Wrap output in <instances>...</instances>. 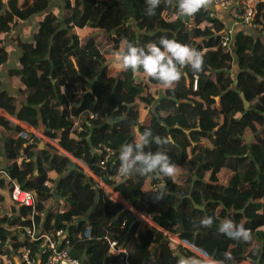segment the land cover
Returning a JSON list of instances; mask_svg holds the SVG:
<instances>
[{"label": "trees", "instance_id": "obj_1", "mask_svg": "<svg viewBox=\"0 0 264 264\" xmlns=\"http://www.w3.org/2000/svg\"><path fill=\"white\" fill-rule=\"evenodd\" d=\"M51 2L0 0V66L9 58L3 36L20 21L35 16L38 20L33 40L25 44L13 72L27 101L2 91L0 110L34 128L42 117L45 136L106 179L124 202L56 145L0 113V169L37 200L34 207L16 205L9 217L0 214V254L12 260L29 246L43 253L44 264L42 237L25 241L24 227L33 220L42 233L56 219L67 229L72 255L81 264H136L137 252L153 245L156 264H177L179 256L198 255L195 251L216 260H224L230 251L234 259L225 264H264V1L257 4V37L241 30L232 47L222 46L226 25L209 9L192 16L194 25L188 27L185 22L191 17L180 16L163 0L154 16L145 14V0H66L62 16ZM96 29L106 37L102 45L93 35L81 41ZM162 36L191 46L199 40L194 48L204 58L201 72L184 68L171 89L142 70L125 71L118 62L129 42L146 46L159 43ZM235 61L240 71L233 75ZM161 89L165 114L154 108ZM139 103L150 113L149 124L139 122ZM174 117L182 120L172 123ZM146 129L154 136L171 137L172 143L164 148L151 143L145 150L167 152L185 173L109 179L118 172L121 147ZM105 147L117 153L102 166L99 158L105 157ZM9 183L0 180V188ZM57 197L68 205L63 208ZM203 217L213 218L211 227L201 226ZM222 220L243 223L251 239L244 242L222 234ZM164 230L197 250L176 243Z\"/></svg>", "mask_w": 264, "mask_h": 264}, {"label": "clouds", "instance_id": "obj_2", "mask_svg": "<svg viewBox=\"0 0 264 264\" xmlns=\"http://www.w3.org/2000/svg\"><path fill=\"white\" fill-rule=\"evenodd\" d=\"M162 0H145L147 5L145 14L154 16L156 9ZM167 6L175 7L178 14L183 17H192L202 9H207L212 0H163ZM118 62L125 71L133 73L141 70L148 77L158 81L164 88L171 89L182 78L184 68L190 67L193 72L203 70V54L189 44L180 43L175 39L162 36L159 43L150 42L146 46H136L129 42L125 51L119 53ZM151 143L159 148L172 143L171 137H161L153 134L151 129H146L132 143L124 144L119 152L118 175L130 177L139 175L147 177H174L178 166L165 151L145 150ZM203 227H211L212 217H203L200 220ZM222 234L230 238L247 242L251 239V232L243 223L236 225L227 220L219 228ZM232 253H224V260H216L207 253L194 256H179L177 264H225V261L233 260Z\"/></svg>", "mask_w": 264, "mask_h": 264}, {"label": "crops", "instance_id": "obj_3", "mask_svg": "<svg viewBox=\"0 0 264 264\" xmlns=\"http://www.w3.org/2000/svg\"><path fill=\"white\" fill-rule=\"evenodd\" d=\"M262 1H264V0H262ZM236 5H238V3H236ZM51 7H55L57 9H59V11L61 10L60 15L62 16L64 13V10L66 8V0H52ZM207 9L212 11L214 14L219 16V18L224 21V23L226 25L225 32L227 30L228 31L231 30V31H233V33L235 35L236 32L243 30L248 34L257 37L258 32L256 31V29H254L251 26H246L244 24L237 23L235 21V19L233 18V11L230 8H224L216 0H212L211 5ZM37 24H38V20H37L36 16L31 17L28 20L18 22L12 28L11 32L6 33L3 36V45L7 48L8 52H9V58H8V61L6 63H4L3 65L0 66V75H1V81H2L1 86H0V92L7 91L11 95L17 97L19 102H21V103H26L27 100L23 96V94L21 93L19 88L17 87L16 83L13 81V76H14L13 72L20 65V59L24 53L25 44L28 42H31L33 40L34 31L37 28ZM102 34H103V31L101 29H96V30L89 31L87 34H85L82 37H88L90 35H93L94 37L95 36L98 37ZM86 39L87 38H85V41H86ZM95 39H96V37H95ZM81 41H82V38H81ZM198 42H199V40H195L194 44H192V46L194 47L196 44H198ZM232 45H231V47H232ZM33 58L35 61L37 59V56L34 54L31 55L30 59L33 60ZM234 64L235 65L231 69V72L233 73V75H235L236 73H238L240 71V68L238 67V65H236V61ZM225 70H226V67H222V71H225ZM162 88H164V87H162ZM162 90H164V89H161V91L159 92L160 98L157 101H155V103H154L155 107L154 108H156V106L159 107L160 112L162 114H165L166 113L165 106H164L165 104L162 103V98H163L162 97V94H163ZM210 93L213 94L212 91H210ZM213 97L217 101L220 100L219 94H213ZM137 109H138V113L141 114V118L139 116V122H142L144 124H149L150 123V113H147V109L145 108V105L143 103H139V106H137ZM0 113L2 115H5L7 118L11 119L12 121L16 122L17 124L24 125V126L28 127L29 130L31 132L35 133L38 137H39V134L45 135L44 134L45 127L43 124L42 117L39 118V122L37 123L38 128H34L31 125H29L28 123L20 121L17 118L11 116L10 114L6 113L5 111L0 110ZM113 119L116 120L119 118L113 117ZM181 120H182V118H180V117H174L173 123H175V121H181ZM178 126L179 125H175V127H177V128H178ZM46 137H48V136H46ZM137 137H139V135L137 132H135V139ZM40 138H42V137H40ZM45 140H47V139H45ZM47 141L50 143H53L50 140H47ZM57 147L66 155H67V153L70 154L69 152H67L63 148H60L59 146H57ZM9 177H10V174L5 169L1 168L0 169V180H4V181L9 183L10 182ZM9 185H10V183H9ZM110 190L114 192L112 187ZM0 194L3 195V199H0V207H1L0 208V214L1 215L5 214L9 217L14 212L13 208H15V206L17 205L10 198V187H8L6 189L0 188ZM55 201L61 203L63 208L65 205H68V202L66 200L60 199L58 197L55 199ZM189 212L190 211L187 210L186 214H189ZM226 221L227 220H222L221 222H219L218 225L221 227L222 224ZM156 226H158V225H156ZM164 231L166 234L170 233L171 238L175 239L173 236L175 234H173L167 230H164ZM175 237H179V236L175 235ZM177 242H180V241H177ZM181 243L188 245L185 242H181ZM35 253H36L37 257L39 258V260L42 262L44 259L43 253L39 252V251H35ZM198 253L201 254L200 252H198ZM155 258H156V249H155V246L153 245L150 249H148L146 251L137 252L134 259H135L136 264H156ZM11 261H13L14 264H23L22 261L18 258V255H14ZM248 262H249V260H244L240 264H244V263H248Z\"/></svg>", "mask_w": 264, "mask_h": 264}, {"label": "built area", "instance_id": "obj_4", "mask_svg": "<svg viewBox=\"0 0 264 264\" xmlns=\"http://www.w3.org/2000/svg\"><path fill=\"white\" fill-rule=\"evenodd\" d=\"M220 3L224 8H230L233 11V18L237 23L244 24L246 26H251L256 29V15H257V4L262 0H216ZM238 3V5H236ZM234 4V5H233ZM185 24L188 27H192L194 25L193 19L191 17L190 21H186ZM234 33L231 30H227L224 34L222 40L223 47H231L234 42ZM195 79V88L197 87L198 75L194 76ZM26 129L29 130L28 127L22 125ZM39 137L43 139L50 140L58 146L53 140L46 137L45 135L39 134ZM105 157L99 158L100 164L105 166L107 161L114 157L117 153V150L112 147H105ZM101 150V152H104ZM86 168L87 172H92L85 164H83ZM90 175V174H89ZM92 177L96 179V181L104 187L109 192L111 191L110 186L107 184L106 179H103L92 172ZM123 176L118 175V172L110 175L109 179L112 180H120ZM11 182L10 185V198L17 205H28L35 206L37 203L36 197L32 195L29 191L25 190L21 183L9 177ZM114 196L115 192L111 191ZM118 195V194H117ZM119 196V195H118ZM117 198V196H116ZM120 198V197H118ZM140 216L147 221L151 222L148 218L144 217L140 214ZM62 224V222L60 223ZM41 226L37 225L32 220V224L24 227L23 239L27 242H34L39 237H42V247L46 249L47 257L44 264H81L80 259L74 257L71 252V245L69 241V235L66 228L59 227L58 221L56 219L52 220V226L43 231L41 233ZM87 234H90L89 230ZM169 234V235H168ZM167 235L171 238V234L167 233ZM172 239V238H171ZM1 245V238H0ZM185 245V244H183ZM111 246L113 249L117 247V241L111 242ZM191 249V245H185ZM194 248V247H193ZM196 249V248H195ZM192 250V249H191ZM197 252V251H196ZM198 253V252H197ZM18 258L22 261L23 264H41L42 262L37 257L35 251L29 246H23L20 251H18ZM0 260H2L3 264H14L13 261L7 260L2 254H0ZM247 264V263H244ZM248 264H256L249 260Z\"/></svg>", "mask_w": 264, "mask_h": 264}, {"label": "rangeland", "instance_id": "obj_5", "mask_svg": "<svg viewBox=\"0 0 264 264\" xmlns=\"http://www.w3.org/2000/svg\"><path fill=\"white\" fill-rule=\"evenodd\" d=\"M234 5V4H233ZM96 37V40H97V42H98V44L99 45H102L103 43H104V41L106 40V37H105V35H104V33L102 34V35H100V36H95ZM85 38H87V37H82V41L84 42L85 41ZM31 61H34V58H33V60H31ZM36 61V60H35ZM34 61V62H35ZM139 116H140V118H141V114H139ZM179 121H175V123H178ZM173 123V122H172ZM30 131V130H29ZM51 139V138H50ZM52 140V139H51ZM74 159L76 160L75 162L76 163H80V164H84L83 162H82V160H78V158H76V157H74ZM90 169V168H89ZM185 173V171H184V169L182 168V167H178V171H177V175H183ZM111 188V187H110ZM115 195L117 196V197H120V196H118L116 193H115ZM197 207H199V205H197V206H195V207H193V209H191V210H189L190 212L189 213H192L193 211H194V209L195 208H197ZM257 239V238H256ZM172 240L173 241H175L176 243H179V244H183V243H180V242H177L175 239H173L172 238ZM183 242H185L186 244H188V245H190L189 243H187L186 242V240H184V239H181ZM257 241V243H259L260 244V242H259V239H257L256 240ZM191 249H193V250H195L194 248H193V246L191 247ZM197 250V249H196ZM198 251H200V250H198ZM197 253V252H196ZM199 254V253H198ZM155 256V255H154ZM248 264V263H247Z\"/></svg>", "mask_w": 264, "mask_h": 264}, {"label": "water", "instance_id": "obj_6", "mask_svg": "<svg viewBox=\"0 0 264 264\" xmlns=\"http://www.w3.org/2000/svg\"><path fill=\"white\" fill-rule=\"evenodd\" d=\"M241 95H242V97H243V100H244V103H245V108L246 109H249V107H250V103H249V101L246 99V97H245V95H244V93H241ZM179 127V126H178ZM186 132H190V130H186ZM67 156H69L71 159H73L74 160V157L72 156V155H70V154H68L67 153ZM76 161V160H75ZM80 166H82L85 170H86V168L84 167V165L83 164H80V163H78ZM86 172H87V170H86ZM88 173V172H87ZM88 174H90L91 176H92V172H90V173H88ZM110 193H112L111 191H110ZM113 195V194H112ZM116 197V196H115ZM118 198V197H117ZM118 199H120L121 201H123L121 198H118ZM124 202V201H123ZM140 215V214H139ZM193 250V249H192ZM193 251H195V250H193ZM196 252V251H195ZM256 264H261L260 263V261H257V262H255Z\"/></svg>", "mask_w": 264, "mask_h": 264}, {"label": "bare ground", "instance_id": "obj_7", "mask_svg": "<svg viewBox=\"0 0 264 264\" xmlns=\"http://www.w3.org/2000/svg\"><path fill=\"white\" fill-rule=\"evenodd\" d=\"M174 236V238L177 240V241H180V243L181 242H183L181 239H179L178 237H175V235H173Z\"/></svg>", "mask_w": 264, "mask_h": 264}]
</instances>
